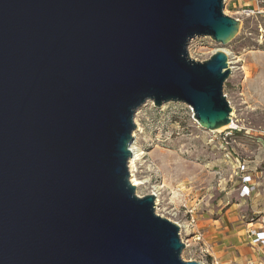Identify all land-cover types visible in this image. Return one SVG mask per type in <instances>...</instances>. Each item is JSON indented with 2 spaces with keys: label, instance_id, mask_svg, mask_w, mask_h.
<instances>
[{
  "label": "water",
  "instance_id": "95a60500",
  "mask_svg": "<svg viewBox=\"0 0 264 264\" xmlns=\"http://www.w3.org/2000/svg\"><path fill=\"white\" fill-rule=\"evenodd\" d=\"M224 0H0V264H203L139 195L129 160L147 100L232 122Z\"/></svg>",
  "mask_w": 264,
  "mask_h": 264
},
{
  "label": "rangeland",
  "instance_id": "374dc122",
  "mask_svg": "<svg viewBox=\"0 0 264 264\" xmlns=\"http://www.w3.org/2000/svg\"><path fill=\"white\" fill-rule=\"evenodd\" d=\"M245 7L238 0H224L225 13L241 19L231 42L198 36L188 46L190 56L200 61L219 47L242 59L224 83L236 109L234 129L209 131L182 101L156 106L147 100L135 114L144 153L137 160V175L149 178L137 193L143 196L153 185L163 186L156 212L185 225L177 223L185 244L182 258L203 264H252L246 223L264 215V17L242 14ZM239 161H246L259 181L255 196H240Z\"/></svg>",
  "mask_w": 264,
  "mask_h": 264
},
{
  "label": "built area",
  "instance_id": "2783aa9c",
  "mask_svg": "<svg viewBox=\"0 0 264 264\" xmlns=\"http://www.w3.org/2000/svg\"><path fill=\"white\" fill-rule=\"evenodd\" d=\"M256 5L247 6L241 12L248 17H259L264 16V0H255ZM240 19V18H239ZM241 20V19H240ZM261 37H264V27L260 26ZM234 129V128H231ZM264 139V133L261 136ZM240 162V161H239ZM238 171L240 174V196L241 197H251L253 193L257 190V183L254 179L253 170L250 168L246 161H241L238 166ZM254 220L248 223V237L253 245L259 246L262 251H264V220L261 227H256L253 223ZM252 264H263L262 262L252 263Z\"/></svg>",
  "mask_w": 264,
  "mask_h": 264
},
{
  "label": "bare ground",
  "instance_id": "6f19581e",
  "mask_svg": "<svg viewBox=\"0 0 264 264\" xmlns=\"http://www.w3.org/2000/svg\"><path fill=\"white\" fill-rule=\"evenodd\" d=\"M221 49V47L217 48L216 50ZM223 49L226 51L227 55H228V63L229 66L231 68L232 71L236 70L238 68V63L242 60L238 55H236L232 50H230L227 47H223ZM237 116L236 114V109L234 107H232V122L219 127L218 129H214L211 130L209 129V131L212 132H222L225 129L228 128H232L235 127L237 125V120L235 119V117ZM199 123V122H198ZM141 130V129H138ZM137 132V131H136ZM133 132L134 134V140L131 143V150H132V155L130 157L129 160V169H130V173H131V182L136 186L137 189H139L141 186L145 185L146 183L149 182V178H140L137 175L138 172V166H137V160L144 154L143 151L141 150V148L138 145V141H137V133ZM161 185H153L152 189H151V193H154L156 196V200L159 202V196L161 194V190H162ZM158 204V203H157ZM176 223L180 224L181 227H184L185 225L179 223L178 221H175Z\"/></svg>",
  "mask_w": 264,
  "mask_h": 264
},
{
  "label": "crops",
  "instance_id": "0c3cea01",
  "mask_svg": "<svg viewBox=\"0 0 264 264\" xmlns=\"http://www.w3.org/2000/svg\"><path fill=\"white\" fill-rule=\"evenodd\" d=\"M239 2H243L245 5L247 6H252V5H256V2L255 0H238ZM261 17H264V16H261ZM253 170V169H252ZM254 175V179L257 183V190L253 193L252 196H255V194H257V191H258V187H259V181L255 178V174L253 173ZM240 188H241V185H240ZM251 220H254L253 218ZM251 220L247 221V227H246V234L248 236V233H247V230H248V223L251 222ZM264 220V215L262 217V219L260 220H254L253 223L256 225V227H261L262 226V222ZM250 245V248L252 249V260L250 261L251 263H258V262H262L264 264V251L261 250V248H259V246H255L253 245L251 242L248 243ZM257 249H259L258 251H256Z\"/></svg>",
  "mask_w": 264,
  "mask_h": 264
}]
</instances>
